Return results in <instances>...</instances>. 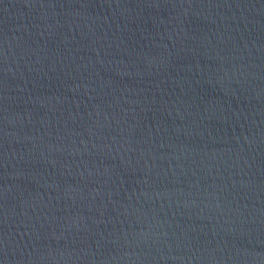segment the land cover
Wrapping results in <instances>:
<instances>
[{"label": "water", "instance_id": "obj_1", "mask_svg": "<svg viewBox=\"0 0 264 264\" xmlns=\"http://www.w3.org/2000/svg\"><path fill=\"white\" fill-rule=\"evenodd\" d=\"M0 264H264V0H0Z\"/></svg>", "mask_w": 264, "mask_h": 264}]
</instances>
